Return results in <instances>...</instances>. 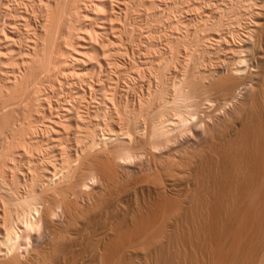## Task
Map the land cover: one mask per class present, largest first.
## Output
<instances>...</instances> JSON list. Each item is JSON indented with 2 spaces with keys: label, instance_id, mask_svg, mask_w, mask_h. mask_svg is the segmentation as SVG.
Segmentation results:
<instances>
[{
  "label": "bare ground",
  "instance_id": "bare-ground-1",
  "mask_svg": "<svg viewBox=\"0 0 264 264\" xmlns=\"http://www.w3.org/2000/svg\"><path fill=\"white\" fill-rule=\"evenodd\" d=\"M128 1L0 0V264H264V0L191 10L137 102Z\"/></svg>",
  "mask_w": 264,
  "mask_h": 264
},
{
  "label": "rangeland",
  "instance_id": "rangeland-1",
  "mask_svg": "<svg viewBox=\"0 0 264 264\" xmlns=\"http://www.w3.org/2000/svg\"><path fill=\"white\" fill-rule=\"evenodd\" d=\"M130 1H131V0H129L128 2H129V3H132V5L130 4L131 7H130V5H129L128 7H129L131 10H132V8H133V10H132L133 14H132V12L128 9L129 12H128V11H127V12H128L129 14H126V17H127L128 15H130V16H128V18H130V19H127V18H126V19H127V20H131L132 25H136V24H137L136 26H137L138 28L136 27V29H138L139 31L136 30L132 25H131V27H133L134 31H137V32H134L132 28H129V26H130L129 24H130L131 22H129V21H127V20H126L127 23L124 22V19H125V18H124V15H125L124 12H126V11H124L123 13H121V14H123V16L120 15L119 19H121V17H122L123 19H121V20H119V21L121 22V21L123 20L124 23L121 22L122 25H123V24H126L125 27L128 26V28H129V30H128V28H127V31L124 30V31H125L124 33H125V34L123 33V35L125 36L126 33H128L129 35H130L131 33L133 34V32H134V34L137 33V34L133 35V36H136V38L133 37V38H135L136 41L134 40L135 43H134V41H131V44L133 43V46H130L131 44H130V42H129V41H130L129 38L132 36V34H131V35L129 36V38H126L127 35L124 37V38H125L124 40H126V41L129 40L128 42H129L130 45L127 44L126 41H124V42L126 43V45H125V43H122L123 41L120 39L121 37H119V38L117 37V38H118V40L120 41V44L122 43V45H120V44H119V45H116V43H115V45H114V42L112 41V37H110L111 39L106 43V45L108 46V45L110 44V45H113L115 48L112 47V51H110V50H111V46L109 45V46H110V50H108V49H109V47H108L107 50H108L109 52H107L106 57L108 56V54H109L110 52H112V53H115V52H116V53L113 54V55H117V54H118V56H114V57L110 56V55H112V53H110V55H109V56L111 57V60H112V58H113L112 61L109 59V58H110L109 56L107 57V59L110 60V61H109L110 64L112 63V68H111V67H110V68L113 69V68L116 66V64L114 65L113 63H117V66H118V63L120 62V63H119V66H121V67L123 68V70L121 69V71L124 72V71L126 70L124 73L127 72V74H128L127 76L130 75L129 73H132V74L129 76V77L131 78V80H129V79H130L129 77L125 76V77L129 78V79L126 78V80H127V81H126V80H125V77H123L124 73L122 72L123 75H121V76L124 78V80H123V78H122L121 76H119V75H120L119 73H121V72H119L120 69H119L118 67H115L118 71L114 69L113 72L111 73L112 70L109 68V70H106L105 73L107 74V73L110 72L108 75H109V76L111 75V76L114 77V78H115V77L117 78V76H119V78H121V80H123V81H122L123 84L121 83L123 86H125V84H124L125 82H124V81H126V83H128L129 81H132V80H133L134 82H132V84H130V82L128 83V84H130V85H129V89L131 90V92H133V93H136V92H137V93H139V94L136 93L135 95H137V96H135L133 93L130 92V90H129V93H130L131 96L134 97V98L132 97V99H135V101L137 102L138 99H136V98H140V95H144V93L146 94V93H147V92H146V91H147V88L149 89L151 83L153 84V81H154V80H155V82H154V84H153L152 87H154V86L156 87V85L158 84L157 81H159V78H158V77H159V74H158V76H157L156 73H159V69H160L161 67H162L161 70L164 68L161 64L166 65V62H167V64H169V65H166L165 68H167V66H170V67H168V69H169V68H174V67L176 66V64H177V66H178V68H179V65H181V64H180L181 60L179 59V61H176L177 58H182V57H183L182 59L184 60V59H185L184 57H186V56H185L186 53H185V51H184V50H186V49H185L186 47H184V50H183L182 48H183V46H186L185 44H186L187 39H188L189 37L187 38L188 35H185V34L188 33V31H192V32H193V29H194V28H195L194 31H196L197 29H199V28H196V27H199V25H200V24L198 25L199 21H197V19L195 18V15H194V16H192V15L194 14V12H195V13H196V12L198 13V11H195V10H199V8H200L201 6H203V4H204L203 7H205V5H206V7H207V4L209 3L210 0H200V1H198V0H186V1H184V0H180V1H179V0H156V1H154V2H155L154 5H156V6L153 5V6H154V7L152 8L153 10H152V9H149V7L152 6V4H150V2H153L152 0H149V1H150L149 3H148V0H145L146 2H145L144 0H142V1H141V0H138L137 2L141 1L142 3L139 2V3L141 4L140 7H139V4L136 2V4H137L136 6H138V8H140V9H142V10H139V9H138L139 11H142V13H137V12H136V11H138V10H137V7L135 8L136 11H134V7H133V5L135 4V3H134V0H132L131 2H130ZM135 1H136V0H135ZM165 1H166V2H165ZM188 1H189V2H188ZM201 1H202V3L200 4ZM205 1H208V2H205ZM212 1H213V3H212ZM212 1H210V3H212V4L215 3V4H214L215 6H216L218 3H219L218 5H221L220 3H222V2H224L225 4H227L230 8L233 6V7H232V10H233V8H236L235 10H233V11H235V15H236V16L234 15V13H232V14L236 17L237 20L239 19V16H240L241 18H242V16H243V18H242L241 20H244V19H245V20H248V19H249L248 16H250V14H248V12H247L248 9H247V10H244L243 7H244V8L248 7V8H250L248 11H251V9H253V8H252V7H253L252 5L255 3V1L257 2L258 0H250V1H251L250 4H252L253 2H254V3H253L252 5H249V6H248V3H249V2H247V1H249V0H243L241 4H238L239 7H238V5H237V2L239 3L240 0L237 1V2H236V0H233V2H232V1L230 2V0H212ZM228 1H229L230 3H229ZM244 1H245V3H246L247 5L244 3ZM252 1H253V2H252ZM164 2H165V4H164ZM180 2H181V3H180ZM194 2H195V3H194ZM197 2H199V3H197ZM216 2H218V3L216 4ZM234 2H236V3L234 4ZM240 2H241V1H240ZM133 3H134V4H133ZM143 3H144V4H143ZM175 3H176V4H175ZM183 3H185V4H183ZM193 3H194V5L197 4V5L194 6L195 9H194V7H192V6H193V5H192ZM205 3H206V4H205ZM231 3H233V5H231ZM243 3H244V6H242V9H241L240 6L243 5ZM147 4H149V5H147ZM162 4H163V5H162ZM187 4H188V5H187ZM189 4H190V5H189ZM212 4H210V5H208V6H213L212 8H215L214 5H212ZM225 4H224V5H225ZM150 5H151V6H150ZM173 5H174L175 7H174ZM200 5H201V6H200ZM222 5H223V3H222ZM234 5H235V7H234ZM134 6H135V5H134ZM176 6H177V7H176ZM143 7H144V8H143ZM157 7H160V9L157 8ZM181 7H182V8H181ZM196 7H197V8H196ZM145 8H146V9H145ZM147 8H148L149 10H151V11L149 12V10H148ZM155 8H156V9H155ZM172 8H173V9H172ZM176 8H177V9H176ZM144 9H145V11H144ZM154 9H155V10H154ZM187 9L190 10V11H188ZM238 9H239V10H238ZM158 10H159V11H158ZM168 10H169V11H168ZM184 10H186V13H187V11H188L187 14H190V15H187L186 13H185V15H184V13H183V12H185ZM191 10H194V12L191 11ZM153 11H154V12H153ZM155 11H156V12H155ZM173 11H174V12H173ZM241 11H244V12L242 13ZM127 12H126V13H127ZM143 12H144V13H143ZM146 12H147V13H146ZM148 12H149V13H148ZM161 12H162V13H161ZM164 12H165V13H164ZM172 12H173V13H172ZM191 12H192L193 14H192ZM134 13H137V15L135 14V16H132V15H134ZM159 13H160V14H159ZM197 13H196V15H197ZM236 13H237V14H236ZM241 13H242V14H241ZM244 13L247 14L246 17H244ZM249 13H250V12H249ZM131 14H132V15H131ZM139 14H140V16H139ZM144 14H146L145 17H143ZM149 14H150V15H149ZM169 14H170V16H169ZM172 14H173V15H172ZM239 14H241L242 16L239 15ZM141 15H142V16H141ZM152 15H153L154 17H153ZM156 15H157V16H156ZM159 15H163V16L161 17V16H159ZM164 15H165V16H164ZM167 15H168V16H167ZM171 15L174 16V17H172ZM175 15H176V16H175ZM177 15H178V16H177ZM181 15H182V16H181ZM233 15H232V16H233ZM131 16H132V17H131ZM146 16L148 17L149 20L147 19ZM234 16H233V17H234ZM136 17H137V18H136ZM142 17H143V20H142V21L139 20L140 18L142 19ZM155 17H156V18H155ZM163 17H164V18H163ZM165 17H166V18H165ZM182 17H183V18H182ZM186 17L189 18V19H191V21H189ZM191 17H192V18H191ZM131 18H132V19H131ZM138 18H139V19H138ZM154 18H155V19H154ZM158 18H160L159 21H157ZM175 18H177L178 20H177V19L175 20ZM194 18H195L196 21H195V20L192 21ZM226 18H227V17H226ZM229 18H230V17H229ZM136 19L139 20V22L136 23V24H134L135 21L137 22ZM152 19H153V20H152ZM185 19L188 20V21H186ZM133 20H135V21L133 22ZM183 20H185V21H183ZM198 20H199V19H198ZM227 20H229V19L227 18ZM239 20H240V19H239ZM241 20L239 21V23L241 22L242 24L240 23V25H243L244 23H243V21H241ZM119 21H118V22H119ZM144 21H145V22H144ZM155 21H156V23H155ZM169 21H171V22H169ZM181 21H182V22H181ZM225 21H226V20H225ZM33 22H34V21H33ZM141 22H142V23H141ZM143 22H144V23H143ZM149 22H150V23H149ZM151 22H152V23H151ZM158 22H160V23H158ZM164 22H165V24H164ZM177 22H178V26H177ZM184 22H185L186 24H185ZM194 22H195V23H194ZM196 22H198V23H196ZM244 22H245V21H244ZM140 23H141V24H140ZM145 23L148 24V25H146ZM154 23H155V24H154ZM175 23H176V25H175ZM32 24L34 25V23H32ZM127 24H128V25H127ZM138 24H139V25H138ZM149 24H151V25H149ZM157 24H158V25H157ZM161 24H162L163 26H162ZM179 24H182V25H179ZM183 24L186 25V28H188V26H192V24H193V26L195 25L196 27H195V26H194V28L189 27V29L186 30L185 25H183ZM190 24H191V25H190ZM237 24H238V23H237ZM140 25H141V29H142V31L139 29V28H140ZM160 25H161V26H160ZM146 26L148 27V29H152V28H153V31H150V30H149V32H150V33H149V32L147 31V27H146ZM150 26H151V27H150ZM152 26H153V27H152ZM173 26H174V27H173ZM182 26H184V27H182ZM193 26H192V27H193ZM144 28H145V30H144ZM159 28H160V29H159ZM179 28H180V29H179ZM89 29H90V27H88V30H89ZM131 29H132V30H131ZM155 29H156V30H155ZM161 29H162V30H161ZM184 29H185V30H184ZM190 29H191V30H190ZM143 30H144V32L147 31L150 35L153 33V34H152L153 36L151 37V36L146 32V33L148 34V35H147L146 33L143 32ZM85 31H86V30H85ZM91 31L94 32L92 29H91ZM130 31H131V32H130ZM185 31H187V32H185ZM87 32H90V31H87ZM122 32H123V31H122ZM122 32H118V33H119V36L122 35V34H121ZM129 32H130V33H129ZM140 32H141V33H140ZM142 32L144 33V35H147V37L145 36V38H143L144 35H143V37L141 36V35L143 34ZM151 32H152V33H151ZM174 32H175V33H174ZM181 32H183V33H181ZM118 33L116 34L117 36H118ZM178 33H179V34H178ZM86 34H87V33H86ZM89 34H91V33H89ZM89 34H88V35H89ZM120 34H121V35H120ZM138 34H139V35H138ZM154 34H155L157 37L154 36ZM159 34H160V35H159ZM169 34H170V35H169ZM182 34H183V35H182ZM94 35H95V33H94ZM123 35H122V39H123ZM137 35H138V36H137ZM90 36L93 37V33H92V35H90ZM140 36H141V37H140ZM149 36H150V37H149ZM158 36H159V37H158ZM167 36H168V37H167ZM174 36H175V38H176V36H177V38L175 39ZM184 36H185V37H184ZM60 37H61V36H60ZM87 37H88V36H87ZM98 37H99V36H98ZM165 37H166V38H165ZM89 38H90V37H89ZM95 38H96V40H97L96 43H98L100 38L97 39V35H96ZM95 38L93 37V38H91V39H94L93 41H96ZM139 38H140V39H139ZM185 38H187V39H185ZM59 39H60V38H59ZM153 39H154V40H153ZM168 39H169V40H168ZM60 40L63 41L62 37H61ZM60 40H59V41H60ZM152 40H153V42H152ZM172 40H173V41H172ZM184 40H186V42H185ZM121 41H122V42H121ZM149 41H150V42H149ZM176 41H177V42H176ZM182 41H183V42H182ZM110 42H111L112 44H111ZM148 42H149V43H148ZM151 42H152V43H151ZM172 42H174V43H172ZM184 42H185V44H184ZM118 43H119V42H118ZM118 43H117V44H118ZM146 43H147V44H146ZM150 43H151V44H150ZM165 43H166V44L168 43V44L166 45ZM180 43H181V44H180ZM212 43H213V42H212ZM212 43H211V44H212ZM123 44H124V45H123ZM138 44H139V45H138ZM141 44H142V45H146V46H145V47H146V50H147V48H148L147 52H144V51H146V50H145V47L142 46ZM169 44H170L171 46H170ZM177 44H178V45H177ZM147 45H148V46H147ZM149 45H150V46H149ZM151 45H153V46H151ZM172 45H174V46H172ZM117 46H118V47H117ZM121 46H122V47L125 46L123 49H124V53L127 52V53H126L127 55L124 54L126 57L122 54V53H123V52H122L123 49L119 48V47H121ZM126 46H129V48L127 47V49H126ZM138 46H139V48H136V47H138ZM161 46H162V47H161ZM176 46H177V47H176ZM178 46L180 47V49H179ZM132 47L135 48V49H133ZM140 47H141V49L144 48V49H142V50H144V51L140 50ZM149 47H150V48H149ZM152 47H153L154 49H153ZM158 47H159V48H158ZM174 47H175L177 50H176ZM181 47H182V48H181ZM130 48H131V49H130ZM170 48H171V49H170ZM113 49H114V50H113ZM116 49H117L118 51L121 50V51H120L121 53H120V52L118 53L117 51H115ZM125 49H126L127 51H126ZM132 49H133V50H132ZM167 49H168V52H167ZM172 49H173V50H172ZM130 50H132V51L130 52ZM136 50H137V51H136ZM153 50H154L155 52H154ZM178 50H179V51H178ZM134 51H135V52H134ZM140 51L142 52V55H141V52H140ZM150 51H151L152 53H151ZM175 51H176V52H175ZM183 51H184V52H183ZM128 52H130V53H128ZM139 52H140V53H139ZM148 52H149V53H148ZM173 52H175V53H173ZM178 52H180V53L183 52L184 54L182 53V54H180L181 57H177V58H175L177 55H175V57H174V54H178V56H180ZM134 53H135V54H134ZM143 53H145V54L148 53V55L146 56V55H144ZM156 53H157V54H156ZM120 54L123 55V57L120 56ZM129 54H130V55H129ZM133 54H134V55H133ZM149 54H150V55H149ZM171 54H172L173 56H172ZM132 55H133V57H132ZM138 55H139V56H138ZM143 55H144V57H143ZM170 55H171V56H170ZM127 56H128V57H127ZM129 56H130V57H129ZM134 56H135V58H134ZM167 56H168V57H167ZM115 57H116V58H115ZM117 57H118V60L115 62L114 60H116ZM120 57H121V59L119 60ZM146 57H147V58H146ZM149 57L151 58V61H150V58H149ZM161 57H162V58H161ZM163 57H164V58H163ZM166 57H167V58H166ZM172 57H174V58H172ZM114 58H115V59H114ZM132 58L135 59L134 61H136V60H137V61H136V62L132 61V60H133ZM139 58H145L148 62H149V61H150V62L148 63L145 59H139ZM148 58H149V59H148ZM170 58H172V60H170ZM131 59H132V60H131ZM154 59H158V62H159V60H160L161 62H159V63H161V64H160L161 66H159V65L157 64L158 62H155ZM121 60H122V62H121ZM130 60H131V61H130ZM142 60H145V61H144V66L146 65V66L148 67V68H147L148 70L145 69L146 66L144 67V66L141 65V64L143 63ZM153 60H154V61H153ZM165 60H166V61H165ZM167 60H168V61L170 60V61L168 62ZM173 60L176 61V64H175V62H174ZM183 60H182V61H183ZM128 61H129V62H128ZM138 61H140V62H138ZM152 61H153V62H152ZM156 61H157V60H156ZM171 61H172V62H171ZM130 62H131V63H130ZM145 62H146V63H145ZM151 62H152V64H153L154 62H155V63H154L153 66H151V68H150L149 65L151 64ZM163 62H164V63H163ZM170 62L172 63V65H171ZM173 62H174V63H173ZM177 62H178V63H177ZM124 63H125V64H124ZM132 63L135 64V65H138V67H135ZM136 63H138V64H136ZM147 63H148L149 65H148ZM181 63H182V62H181ZM110 64H109V65H110ZM121 64H122L123 66H122ZM126 64H128V66H127ZM152 64H151V65H152ZM156 64H157V65H156ZM178 64H179V65H178ZM113 65H114V67H113ZM130 65H133L134 67H133V66H130ZM155 65L158 66L157 68H159V69H157ZM126 66H127V67H126ZM140 66H141L143 69H141ZM177 66H176V67H177ZM108 67H109V66H108ZM132 67H133V68H132ZM139 67H140V69H138L139 71H137L136 69L134 70V68H139ZM152 67H153V68H152ZM154 67H155L157 70H155ZM124 68H125V69H124ZM126 68H128V69H126ZM129 68H131V70L133 69L134 71H137V72H138V73L135 72V75H136V76H135L134 79H132V77H131V76L134 77V71L132 70V72H129V70H130ZM106 69H107V68H106ZM131 70H130V71H131ZM143 70H144V71H143ZM151 70H152V71H151ZM108 71H109V72H108ZM114 71H116L115 74H113ZM157 71H158V72H157ZM117 72H118V73H117ZM128 72H129V73H128ZM150 72H151V73H150ZM152 72H153V74H152ZM167 72H168V71H167ZM76 73H77V72H76ZM78 73H80V72L78 71ZM78 73L76 74L77 76L80 75V74L78 75ZM81 73H82V72H81ZM86 73H87V74H85V73H84V74H85V75H88V74H89V76L91 75V74L88 73V72H86ZM105 73H104L103 76H104V78L106 79V76H107V75H105ZM139 73H140V74H139ZM149 73H150V74H149ZM82 74H83V73H82ZM84 74H83V75H84ZM112 74H113V75L118 74V75L113 76ZM138 74H139L140 76H138ZM141 74H143V75H141ZM155 74H156L157 77L155 76ZM83 75H81V77H82V78H83V77L85 78V76H83ZM147 75H148V76H147ZM77 76H76V77H77ZM111 76H110V78H112ZM141 76H142V77H141ZM86 77H87V76H86ZM90 77H92V75H91ZM90 77H88V78H90ZM107 77H108V76H107ZM136 77H138V78H136ZM154 77H155V78H154ZM79 78H80V77H79ZM79 78L77 79V81H81V80H82V78H81V80H80ZM88 78H87V79H88ZM92 78H93V77H92ZM92 78H91V79H88V80H90V81H91V80H94L93 82H96L95 78L97 79V76H96V77L94 76V79H92ZM104 78H103V79H104ZM114 78H113V79H114ZM116 78H115V79H116ZM143 78H144V79H143ZM150 78H151V79L153 78V79H152L153 81H152ZM156 78H157V79H156ZM113 79H110V80L112 81ZM135 79H136V82H135ZM146 79H148V80H146ZM97 80H98V79H97ZM106 80H107V79H106ZM128 80H129V81H128ZM139 80H141V81H139ZM143 80H144V81H143ZM150 80H151L152 82H150ZM111 81H109V78H108L107 82H111ZM149 82H150V83H149ZM156 82H157V83H156ZM111 83H112V82H111ZM147 83L150 84V85H148ZM131 85H132V87H131ZM143 85H144V86H143ZM134 86H135V87H134ZM148 86H149V87H148ZM130 87H131L132 89H131ZM136 87H137V88H136ZM155 87H154L153 89H156L158 86H157L156 88H155ZM133 88H134V89H133ZM134 90H135V91H134ZM138 90H139V91H138ZM142 92H143V93H142ZM135 97H136V98H135Z\"/></svg>",
  "mask_w": 264,
  "mask_h": 264
}]
</instances>
